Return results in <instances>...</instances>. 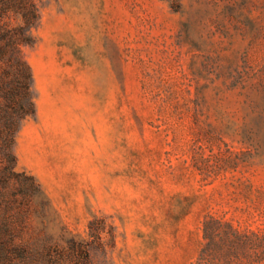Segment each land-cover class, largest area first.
Segmentation results:
<instances>
[{"label":"rangeland","instance_id":"obj_1","mask_svg":"<svg viewBox=\"0 0 264 264\" xmlns=\"http://www.w3.org/2000/svg\"><path fill=\"white\" fill-rule=\"evenodd\" d=\"M35 2L14 152L47 232L105 218L96 264H264V0Z\"/></svg>","mask_w":264,"mask_h":264},{"label":"trees","instance_id":"obj_2","mask_svg":"<svg viewBox=\"0 0 264 264\" xmlns=\"http://www.w3.org/2000/svg\"><path fill=\"white\" fill-rule=\"evenodd\" d=\"M40 18L35 0H0V264H96L93 252L105 253L106 233L113 244V227L97 217L88 224L87 239L53 238L46 229L48 196L34 175L17 169L20 123L36 111L23 47L34 42ZM213 231L205 221L204 238Z\"/></svg>","mask_w":264,"mask_h":264}]
</instances>
